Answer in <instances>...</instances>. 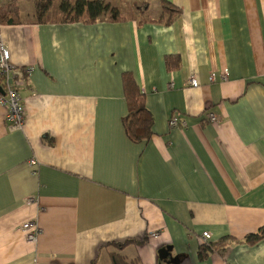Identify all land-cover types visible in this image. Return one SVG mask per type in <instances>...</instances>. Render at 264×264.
I'll return each mask as SVG.
<instances>
[{"label": "crops", "instance_id": "1", "mask_svg": "<svg viewBox=\"0 0 264 264\" xmlns=\"http://www.w3.org/2000/svg\"><path fill=\"white\" fill-rule=\"evenodd\" d=\"M104 1L124 19L38 23L17 0L22 23H1L30 70L20 129L0 101V264H264V238L243 241L264 228V0ZM125 73L147 140L125 132Z\"/></svg>", "mask_w": 264, "mask_h": 264}, {"label": "trees", "instance_id": "2", "mask_svg": "<svg viewBox=\"0 0 264 264\" xmlns=\"http://www.w3.org/2000/svg\"><path fill=\"white\" fill-rule=\"evenodd\" d=\"M34 9V20L38 23L44 22H95L101 17L107 16L108 20H122L118 8L106 3L104 0H30ZM56 4V14L52 12ZM144 6L147 3H143ZM168 5V6H167ZM162 8L172 12L179 10L167 2H162ZM54 18L52 17V15ZM168 19L167 21H169ZM0 23L14 24L22 23L17 0H11L7 4L0 5ZM124 89L127 95L128 114L124 118L125 132L133 141L147 140L151 134L152 119L145 107L143 93L139 90L132 75L125 73L123 76ZM264 238V228L247 235L243 241L252 245ZM223 240L220 241V243ZM130 241L116 243L118 247H124ZM219 242H206L199 245L197 256L203 259L207 253L215 250ZM221 250H224L221 249Z\"/></svg>", "mask_w": 264, "mask_h": 264}, {"label": "built area", "instance_id": "3", "mask_svg": "<svg viewBox=\"0 0 264 264\" xmlns=\"http://www.w3.org/2000/svg\"><path fill=\"white\" fill-rule=\"evenodd\" d=\"M29 70L28 67L17 66L11 62L9 48L0 35V86L4 90V93L0 96V101L7 106L5 121L10 129H20L24 124L25 108L19 93V83L24 82ZM225 75L226 73L222 76L225 77ZM209 79L211 81L214 80L213 73L210 74ZM187 84L196 86L198 83L196 78L190 75L187 79ZM206 118L212 123L219 121L218 117L211 112L206 114ZM168 123L170 127H174L184 122L179 121L176 116H171ZM20 229L24 232L28 242L36 241L39 227L34 221L23 222ZM202 237L207 240L210 235L208 232H202Z\"/></svg>", "mask_w": 264, "mask_h": 264}, {"label": "rangeland", "instance_id": "4", "mask_svg": "<svg viewBox=\"0 0 264 264\" xmlns=\"http://www.w3.org/2000/svg\"><path fill=\"white\" fill-rule=\"evenodd\" d=\"M115 3L119 4V7L122 8V10H121V13L122 14H131L132 13V10L137 8L136 2H132V1H131L132 7H129L130 6L129 1H128V3L126 5L122 1H115ZM112 6H114V5H112ZM114 7H117V6H114ZM56 10H57V6L55 4L53 6V8H52V12L54 14H56ZM51 15L54 18L53 14H51Z\"/></svg>", "mask_w": 264, "mask_h": 264}, {"label": "water", "instance_id": "5", "mask_svg": "<svg viewBox=\"0 0 264 264\" xmlns=\"http://www.w3.org/2000/svg\"><path fill=\"white\" fill-rule=\"evenodd\" d=\"M0 92L4 93V90H3V88L1 86H0Z\"/></svg>", "mask_w": 264, "mask_h": 264}]
</instances>
